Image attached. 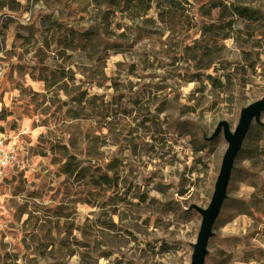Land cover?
I'll use <instances>...</instances> for the list:
<instances>
[{
    "label": "rangeland",
    "instance_id": "obj_1",
    "mask_svg": "<svg viewBox=\"0 0 264 264\" xmlns=\"http://www.w3.org/2000/svg\"><path fill=\"white\" fill-rule=\"evenodd\" d=\"M229 3L260 18L223 39L205 31L218 11L194 0L179 23L105 22L93 0H0V132L21 149L0 168V264H192L229 148L223 123L234 134L264 101V0ZM93 27L94 54L57 42ZM240 153L204 264H264V163Z\"/></svg>",
    "mask_w": 264,
    "mask_h": 264
},
{
    "label": "trees",
    "instance_id": "obj_2",
    "mask_svg": "<svg viewBox=\"0 0 264 264\" xmlns=\"http://www.w3.org/2000/svg\"><path fill=\"white\" fill-rule=\"evenodd\" d=\"M191 0H93L95 8L98 10L100 17L105 22H108L109 18L117 19L118 16L126 17L131 20L140 19L142 17L147 16L150 13L156 14L158 19L162 22H168L176 20V23H179L182 17L185 16L184 12L186 10V5L190 4ZM198 3H204L209 5V8L206 11V14L211 17L213 11H218L219 20L221 23L219 25H210L206 27V32H209L214 35H218L222 33L223 39H228L229 34L227 31H231L233 29V25L237 21L245 22L253 26L255 22H257L260 18L258 15V11L251 6L245 5H235L234 3H229V0H194ZM12 4V2H10ZM13 6V5H12ZM4 8L12 9L13 7L7 5H3ZM233 18L228 21V18ZM45 24L48 26L49 30L54 31V23L52 21H45ZM59 25V24H58ZM61 25V24H60ZM5 28H0V35L6 40V32ZM219 32V33H218ZM76 37L68 38L64 35L62 37L57 38V42L60 46L65 47L66 49L81 51L83 48L87 51L90 47V52H97V45L93 41L99 38V31L96 27L87 29L85 31H77ZM20 41L23 42L24 45L29 44L31 39L23 34H18L16 36ZM104 51L100 54H104L107 49H110L112 46L111 43H104ZM88 53L85 58L88 62L92 61L91 53ZM108 55V54H107ZM205 56L210 58L212 53L210 50L206 48ZM210 56V57H209ZM104 56L98 57L97 62L101 64ZM53 82L51 85L46 82V89L49 91L50 87L56 86L61 81V74L57 75L56 71H53ZM40 80H43L40 77ZM79 115L75 117L78 118ZM262 131V132H261ZM255 133V134H253ZM260 144V145H258ZM243 155L247 159L255 160L257 158H262L264 163V127L260 125H254L248 131L246 136L245 145L241 149L240 157ZM75 172L74 168H70L69 166L64 167V173L73 174ZM97 186H101V184L109 183V179L106 176H102L95 181Z\"/></svg>",
    "mask_w": 264,
    "mask_h": 264
},
{
    "label": "water",
    "instance_id": "obj_3",
    "mask_svg": "<svg viewBox=\"0 0 264 264\" xmlns=\"http://www.w3.org/2000/svg\"><path fill=\"white\" fill-rule=\"evenodd\" d=\"M263 113L264 101L256 102L246 107L243 110L239 125L234 134L230 133L229 125L223 123L225 128L224 136L226 141L229 143V148L223 160L221 173L216 185V191L212 203L207 210H200V213L203 216V222L198 236V241L194 246L192 264H204L207 244L212 235V229L216 218L220 213L226 197V191L230 181L234 161L242 149L252 121L254 119L258 120Z\"/></svg>",
    "mask_w": 264,
    "mask_h": 264
},
{
    "label": "built area",
    "instance_id": "obj_4",
    "mask_svg": "<svg viewBox=\"0 0 264 264\" xmlns=\"http://www.w3.org/2000/svg\"><path fill=\"white\" fill-rule=\"evenodd\" d=\"M19 136L0 132V168L15 167L20 159Z\"/></svg>",
    "mask_w": 264,
    "mask_h": 264
},
{
    "label": "bare ground",
    "instance_id": "obj_5",
    "mask_svg": "<svg viewBox=\"0 0 264 264\" xmlns=\"http://www.w3.org/2000/svg\"><path fill=\"white\" fill-rule=\"evenodd\" d=\"M24 83H25V85L33 87L36 90L42 92V83L36 82V81H34L32 79H28V78L24 79Z\"/></svg>",
    "mask_w": 264,
    "mask_h": 264
}]
</instances>
